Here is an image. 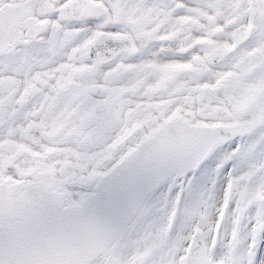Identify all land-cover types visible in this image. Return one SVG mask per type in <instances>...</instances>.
I'll return each instance as SVG.
<instances>
[{
  "label": "snow or ice",
  "instance_id": "6c2138e0",
  "mask_svg": "<svg viewBox=\"0 0 264 264\" xmlns=\"http://www.w3.org/2000/svg\"><path fill=\"white\" fill-rule=\"evenodd\" d=\"M0 264H264V0H0Z\"/></svg>",
  "mask_w": 264,
  "mask_h": 264
}]
</instances>
